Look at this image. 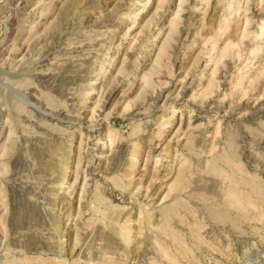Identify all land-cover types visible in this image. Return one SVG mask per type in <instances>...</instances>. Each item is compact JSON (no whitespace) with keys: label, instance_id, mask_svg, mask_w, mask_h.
I'll list each match as a JSON object with an SVG mask.
<instances>
[{"label":"rangeland","instance_id":"obj_1","mask_svg":"<svg viewBox=\"0 0 264 264\" xmlns=\"http://www.w3.org/2000/svg\"><path fill=\"white\" fill-rule=\"evenodd\" d=\"M0 48V264H264V0H0Z\"/></svg>","mask_w":264,"mask_h":264},{"label":"bare ground","instance_id":"obj_2","mask_svg":"<svg viewBox=\"0 0 264 264\" xmlns=\"http://www.w3.org/2000/svg\"><path fill=\"white\" fill-rule=\"evenodd\" d=\"M21 4H23V2H21ZM22 6H23V5H22ZM22 6H21V7H22ZM23 7H24V6H23ZM23 7H22V8H23ZM14 17H15V16L13 15L12 18L10 19V21H14ZM8 23H9V22H8ZM17 24H18V23H17ZM9 25H11V22H10ZM11 33H12V30L10 29V32H9L8 34H11ZM61 36H62V35H61ZM59 37H60V36H59ZM60 39H61V38H60ZM58 40H59V39H58ZM61 40H62V39H61ZM48 41H49V40H48ZM63 41H64V40H63ZM56 43H57V41H56ZM53 44H54V43H53ZM46 45H47V44H46ZM46 45H45V46H46ZM48 45H50V44H48ZM48 45H47V48H46V49L44 48V51H43V52H47L48 55H49V52H53V51H54L53 53H55V52H56V51H55V46L52 45V46H49V47H48ZM54 45H55V44H54ZM57 46H58V45H57ZM42 48H43V47H42ZM57 48H58L57 50H59V47H57ZM0 49H1V48H0ZM82 49H84V48H82ZM61 50H62V49H61ZM38 51H39V50H38ZM41 51H42V50H41ZM68 51H70V50H69L68 48L65 47V48L63 49L62 52L65 53V52H68ZM41 53H42V52H41ZM61 54H62V53H61ZM48 55H47V56H48ZM41 56H42V55H41ZM39 59H40V58H39ZM42 59H43V58H42ZM42 59H40V61H41ZM47 59H49V57H48ZM40 61H39V62H40ZM48 61H49V60H48ZM47 64H49V63H47V62H46V58H44V59L41 61V65H42V66H45V65H47ZM66 64H67V63H66ZM68 64H70L71 67H74V66H75V64L73 63V61H72L71 63H68ZM41 65H40V66H41ZM63 65H64V64H63ZM63 65H62V66H63ZM76 65H78V64L76 63ZM67 66H68V65H67ZM59 67H61V66H59ZM44 68H45V67H44ZM65 68H66V67H65ZM75 68H76V67H75ZM60 70H61V69H60ZM63 70H64V69H63ZM63 70H62V71H63ZM57 72H58V71H57ZM57 72H56V73H57ZM48 73L50 74L51 72H48ZM56 73H53V77H57V76H54ZM58 73H59V72H58ZM60 74H61V73H60ZM36 75H37V74H36ZM44 75H45V74H44ZM51 75H52V74H51ZM39 77H40V79H41L42 81L45 80V79H44V80L42 79L43 76H40V74H39ZM48 79H49V78H48ZM48 79H47V81H48ZM50 79H51V78H50ZM50 81H51V80H50ZM36 114L41 115L40 112H38V113H36Z\"/></svg>","mask_w":264,"mask_h":264}]
</instances>
